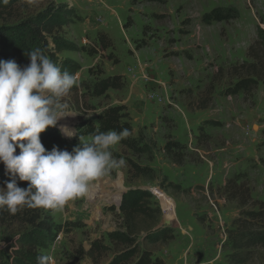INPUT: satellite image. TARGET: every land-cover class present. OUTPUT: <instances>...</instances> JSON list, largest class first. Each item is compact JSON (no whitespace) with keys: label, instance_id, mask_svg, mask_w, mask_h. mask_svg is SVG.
I'll return each instance as SVG.
<instances>
[{"label":"rangeland","instance_id":"374dc122","mask_svg":"<svg viewBox=\"0 0 264 264\" xmlns=\"http://www.w3.org/2000/svg\"><path fill=\"white\" fill-rule=\"evenodd\" d=\"M60 6L68 20L60 36L74 49L56 55V60L76 63L78 82L64 98L69 110L52 127L46 149L57 146L71 152L80 144L77 128L87 122L96 125L97 116L108 107L125 106L132 131L123 140H135L139 151L119 142L111 151L126 161L124 167L97 179L86 197L68 202L61 211L41 207L52 231L44 233L39 252L50 253L53 264H92L87 257L76 259L78 249L88 251L94 240L110 245L108 235L122 231L117 208L123 195L152 186L173 200L176 222L162 227L160 216L156 228L136 236L141 250L151 251L165 264H184V258L187 264H228L233 254L244 258V252H232L228 239L241 210L227 200L223 186L245 176L252 199L264 200V83L245 101L240 95H224L230 85L224 75L215 84L210 107L188 105L201 99L220 68L226 72L231 65L248 61V47L264 32V0H21L11 15L0 16V26ZM213 9L231 11L235 19L204 24L202 17ZM100 32L110 38L112 48L88 55V50L100 48L96 40ZM113 76L122 77L123 89L96 97L95 86ZM65 126L68 135L61 132ZM201 133L205 137L199 140ZM169 141L177 144L182 164L165 155ZM134 166L146 171L139 176ZM149 201L155 209L152 195ZM251 210L255 209H244ZM162 231H171L174 240L166 245L147 241V236ZM19 232L31 228L0 229L5 264H11L17 248L8 237ZM239 264H264V249L249 250Z\"/></svg>","mask_w":264,"mask_h":264},{"label":"trees","instance_id":"16d2710c","mask_svg":"<svg viewBox=\"0 0 264 264\" xmlns=\"http://www.w3.org/2000/svg\"><path fill=\"white\" fill-rule=\"evenodd\" d=\"M20 1L7 0L5 3L4 0H0V16L3 13L11 15L14 6ZM233 19H235L233 12L224 13L220 9H213L202 17V22L209 25L211 23H226ZM67 21V12L60 6L58 8L49 7L23 20L18 18L13 25L0 26V60H15L18 65L23 67L30 63L27 54L35 48H41L62 71L77 73L79 67L76 63L68 60L58 63L56 60V55L74 49L60 36ZM96 40L100 48L88 50V55L96 54L99 52L98 50L106 51L112 48L111 40L105 33H98ZM246 59L248 61L231 65L226 72L220 68L202 92L201 99H198L197 102H190L188 107L193 108V104H196L197 109L210 107L213 102L215 84L219 83L224 75L228 77L230 84L224 91L225 96L240 95L245 101L251 99L258 86L264 83V32H260L256 40L248 47ZM124 85L121 76L109 77L95 86L94 94L96 97H102L109 90L120 91ZM130 121L125 106L108 107L97 116L96 125L87 122L81 128L76 129V136L91 139L98 131L115 130L119 132L124 128L129 129L131 133ZM208 123L220 126L219 122ZM53 132L52 127H49L40 134L41 142L45 148L52 141ZM262 134L264 136V130ZM203 137L205 136L201 133L198 139L201 140ZM120 145L139 151L135 140H121ZM175 148H178L177 144L169 141L165 144L163 151L173 163L180 165L183 163L184 157L175 152ZM19 152L20 149L17 147L15 154H19ZM134 168L139 176L146 171L140 170L137 166ZM239 177L229 179L223 186V193L228 201L236 202L241 210L240 216L233 221L235 229L229 232L228 239L232 252H244L245 256L240 258L238 254H233L232 260L228 264H239L245 261L247 253L251 249L258 247L264 249V200L254 201L245 176L241 181ZM9 179L10 177L5 174L3 163H0V187H5V181ZM18 186L27 188L28 183L18 180ZM149 200L150 195L140 190H130L123 195L117 208L122 220V231L108 235L110 245H105L100 240H94L90 243L88 251L79 248L76 259L81 260L87 257L92 264H101L105 258L111 255L112 258L107 264H165L151 251L141 250L136 245V236L141 232H149L156 228L159 222L160 211L158 208L152 209ZM247 206H251L255 210L244 211ZM14 225L30 227L31 232H19L8 237L10 242L14 240L17 245L11 258V264H37V258L41 255L39 251L44 248L43 235L44 233L49 235V232L52 231L50 225L41 216V207H23L16 214H10L6 208L0 209V229ZM146 238L152 245L158 243L166 245L174 240V235L171 231H162L153 237L147 236ZM0 264H5V257L1 252Z\"/></svg>","mask_w":264,"mask_h":264},{"label":"clouds","instance_id":"9594fccd","mask_svg":"<svg viewBox=\"0 0 264 264\" xmlns=\"http://www.w3.org/2000/svg\"><path fill=\"white\" fill-rule=\"evenodd\" d=\"M27 55L30 63L23 67L0 60V163L10 177L0 187V209L10 214L23 207L61 211L68 202L86 197L97 179L125 166L111 149L130 135L127 128L98 131L90 140L80 137L71 152L57 146L47 150L40 134L66 117L64 98L78 76L62 71L41 48ZM18 180L29 182L27 188L19 187ZM37 264H53V257L41 254Z\"/></svg>","mask_w":264,"mask_h":264},{"label":"built area","instance_id":"2783aa9c","mask_svg":"<svg viewBox=\"0 0 264 264\" xmlns=\"http://www.w3.org/2000/svg\"><path fill=\"white\" fill-rule=\"evenodd\" d=\"M145 192L152 195L156 202V208L160 211L161 216V226L162 227H170L173 223L176 222V213H175V204L173 200L167 196L164 192H162L157 187H147L144 189ZM217 219V218H216ZM222 220L221 218H218V220ZM223 227V226H221ZM224 232V231H223ZM225 236V240L227 239L226 232L223 233ZM222 237V236H221ZM60 236H58V239L56 240V243L59 241ZM225 240L223 241L222 245L224 244ZM51 251L55 249V243L51 246ZM50 254V253H49ZM184 264H187L186 258H184Z\"/></svg>","mask_w":264,"mask_h":264}]
</instances>
